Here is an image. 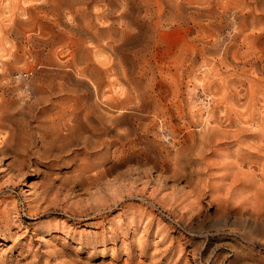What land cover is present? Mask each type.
Segmentation results:
<instances>
[{"label":"rangeland","instance_id":"1","mask_svg":"<svg viewBox=\"0 0 264 264\" xmlns=\"http://www.w3.org/2000/svg\"><path fill=\"white\" fill-rule=\"evenodd\" d=\"M64 84L129 139L68 134ZM0 118V264H264V0H0Z\"/></svg>","mask_w":264,"mask_h":264},{"label":"bare ground","instance_id":"2","mask_svg":"<svg viewBox=\"0 0 264 264\" xmlns=\"http://www.w3.org/2000/svg\"><path fill=\"white\" fill-rule=\"evenodd\" d=\"M76 28V27H75ZM79 29H80V27H79ZM114 72V71H113ZM68 74V73H67ZM63 74H61L60 76H62ZM66 75V74H65ZM69 77V76H68ZM128 83V82H127ZM62 84V83H61ZM79 85V84H78ZM59 87H56L55 86V88H53L54 86H51L52 88H50L53 92L54 91H56L57 93H59V94H65V95H67V94H72V95H77V96H75L77 99H78V101H79V106L77 107V108H74L73 110H71V111H66V116L68 117V119L66 118V120L67 121H65V122H67V123H65L64 125H61V126H63V127H65V130L66 131H68L69 133L68 134H70V133H72V132H78V135H79V138H83V140H84V142L85 143H88L89 145H93V147L95 146V147H97V146H101L102 148L104 147V148H106L108 145H110L111 143L106 139V136H111V135H109L108 133H110V132H112V133H114V135H113V138H115V141L116 142H119L120 144H121V146L123 145V143H124V141L125 140H127V139H129V137H130V135H131V132L129 131V128H128V130H126L125 129V133H122L121 131H119L118 129H119V127L120 126H122L123 125V123L125 122V120H126V116H127V114L129 113V111L127 110V109H125L124 108V111H121V112H119L118 113V111H119V109L120 108H122L123 106H122V104H115V105H113L112 103H110L109 101H107L106 99H105V94H104V92L102 91V89L100 88V87H98V86H93V87H91V86H86L84 89H79V88H77V87H73V88H71V87H69V86H67V85H58ZM48 88V89H49ZM128 93L129 92H131L132 90H134L133 88H131V87H129L128 89ZM49 92V91H48ZM52 92V93H53ZM134 92V91H133ZM50 93H51V91H50ZM55 93V92H54ZM94 94V95H93ZM129 99V98H128ZM128 99H126V100H128ZM77 101V100H76ZM114 101V100H113ZM128 106V105H127ZM117 111V112H116ZM133 113H136V110L135 111H133L132 113L130 112V114H133ZM2 117V116H1ZM131 118V117H130ZM138 118V117H137ZM141 119V118H140ZM64 120V119H63ZM61 121V120H60ZM138 122H140V121H138ZM4 122H3V119L2 118H0V125L1 126H4V124H3ZM63 123V122H62ZM59 125H60V123H59ZM0 126V127H1ZM58 127V126H57ZM56 128V127H55ZM58 128H60L59 130H61V127L59 126ZM208 129L209 128H207V132H208ZM58 130V131H59ZM217 130H219V129H217ZM245 130V129H244ZM220 131V130H219ZM229 131V130H228ZM60 132V131H59ZM63 132V131H62ZM217 132V131H216ZM240 132H242V130L240 131ZM64 133H66V132H64ZM226 133H228V132H226ZM233 133V132H232ZM67 134V135H68ZM74 134V133H73ZM218 134H220V133H218ZM222 134V133H221ZM224 134V133H223ZM15 135V134H14ZM57 135H58V133H57ZM67 135H65V138H68L67 137ZM236 135V134H235ZM12 136V135H11ZM60 136V135H59ZM62 136H64V135H62ZM205 136V135H204ZM203 136V137H204ZM225 136V135H224ZM231 136V135H230ZM237 136V135H236ZM54 137H56V136H54ZM72 137H74V136H72ZM78 137V136H77ZM227 137V136H226ZM10 139H11V137H9ZM14 138V137H13ZM60 138V137H59ZM58 138V139H59ZM62 138V137H61ZM109 138V137H108ZM215 138H216V135H215V133L213 132L212 133V131H211V133H208L207 135H206V138L204 137V142H207V143H209V144H212L213 142H215ZM7 139V138H6ZM10 139L8 140V141H6L5 143H3L4 145L3 146H1L0 147V152L2 151L3 152V150H4V148H6V147H8V146H10L9 144H10ZM52 139H54V138H52ZM64 138H62V140H63ZM69 139V138H68ZM74 139V138H73ZM72 139V140H73ZM76 139V138H75ZM202 139V138H201ZM78 140H80V139H78ZM12 141V140H11ZM56 141H61V139L60 140H57L56 139ZM64 141H65V139H64ZM69 141V140H68ZM67 141V142H68ZM71 141V140H70ZM77 141V140H76ZM55 142V141H54ZM72 142V141H71ZM81 143H82V140L80 141ZM12 144H13V142H11ZM55 143H57V142H55ZM61 143V142H60ZM64 143V142H63ZM73 143V142H72ZM72 143H70V144H72ZM77 143H79V142H77ZM12 144H11V146H12ZM59 144V143H58ZM64 144H66V143H64ZM70 144H68V145H70ZM198 144V143H197ZM201 144H202V142H201ZM208 144V145H209ZM1 145H2V143H1ZM22 145H23V143H22ZM52 145V144H51ZM68 145H66V146H68ZM86 145V144H85ZM84 145V146H85ZM202 146H203V144H202ZM202 146H201V148H202ZM52 147V146H51ZM87 147H88V145H87ZM92 146H91V148H93ZM99 147H97V148H99ZM206 147V146H205ZM257 147V146H256ZM258 147H260V146H258ZM85 148H86V146H85ZM249 148V147H248ZM20 149V148H19ZM61 149H62V147H61ZM94 149H96V148H94ZM107 149V148H106ZM257 149V148H256ZM16 150H18V148L16 149ZM21 151H23L24 153H25V151L22 149ZM117 151H119V152H121L122 153V151L121 150H119V149H116L113 153H112V156H114L115 155V153L117 152ZM184 151V150H183ZM207 151H208V149H207ZM45 152V151H44ZM118 155H120V154H118ZM183 155V154H182ZM125 158V157H124ZM123 158V159H124ZM126 158H128V156H126ZM119 159H120V157H119ZM148 159V158H147ZM19 160V159H18ZM116 160H117V158H116ZM122 160V159H121ZM23 162V161H22ZM21 162V163H22ZM120 161L118 160L116 163H119ZM24 163V162H23ZM103 164V163H102ZM19 165V164H18ZM21 165V164H20ZM19 165V166H20ZM101 165V164H100ZM104 165H105V163H104ZM175 166V165H174ZM173 166V167H174ZM101 167V166H100ZM108 167V166H107ZM151 167V166H150ZM177 167V166H176ZM103 167H101V169L100 170H103L102 169ZM106 168V167H105ZM180 168V167H179ZM107 170L109 169V167L108 168H106ZM173 169V168H172ZM241 169V168H240ZM86 170V169H85ZM99 170V171H100ZM149 170V169H148ZM152 170V169H151ZM154 170V172H155V169H153ZM110 171V169L108 170V172ZM150 171V170H149ZM175 171V170H174ZM240 171V170H239ZM80 172H83V171H80ZM182 172V171H181ZM241 172V171H240ZM85 173V172H84ZM150 173V172H149ZM183 173V172H182ZM243 173V172H242ZM80 174H83V173H80ZM102 174H104V171H100L99 173H98V175H96V174H94L95 176H93V174H92V176H90L89 174V176L87 177L86 175V177H87V179L89 180V181H97L98 179H99V177H101L102 176ZM84 175V174H83ZM83 175H81V176H83ZM100 175V176H99ZM132 175V174H131ZM105 176V174L103 175V177ZM249 176V175H248ZM22 177V176H21ZM157 177H159V176H157ZM107 178V177H106ZM87 179H85L84 178V180H87ZM101 179V178H100ZM103 179V178H102ZM138 179V178H137ZM135 180H136V178H135ZM148 180V179H147ZM88 181V182H89ZM103 181V180H102ZM133 181H134V178H133ZM87 182V183H88ZM159 182V181H158ZM85 183V182H84ZM96 183V182H95ZM137 183V182H136ZM200 183H201V181H200ZM205 182H203V184H204ZM236 183V182H235ZM90 184H91V182H90ZM233 184H234V182H233ZM264 184V183H263ZM262 184V185H263ZM137 185V184H136ZM146 185H148L147 184V182H145V186ZM150 185V184H149ZM148 185V186H149ZM196 185H197V183H196ZM199 185V184H198ZM232 185V184H231ZM230 185V186H231ZM258 186H260L261 184H257ZM256 185V186H257ZM261 185V186H262ZM86 186H89V185H87L86 184ZM132 186H134L133 184H132ZM131 186V187H132ZM229 186V187H230ZM128 187V186H127ZM197 187V186H196ZM202 187H204V186H202ZM264 187V186H263ZM232 188V187H231ZM261 188V187H260ZM205 189V188H204ZM90 190V189H89ZM194 190V189H193ZM199 190V189H198ZM260 190H262V189H260ZM228 191V190H227ZM233 191V190H232ZM203 192V191H202ZM205 192V191H204ZM194 193H196V191L194 192ZM190 194V193H189ZM194 195V194H193ZM196 195V200H197V202H200V201H198V199L200 200V197L202 198V196H204L203 194H201L199 191H198V193H196L195 194ZM257 195V194H256ZM244 196V195H243ZM255 196V195H254ZM263 196H264V194H263ZM173 197V196H172ZM195 198V197H194ZM244 200V199H243ZM248 201H250V203H252V199H250V200H248ZM256 202H258V201H256ZM248 203V202H247ZM195 204V203H194ZM194 204H192V206L194 205ZM200 204V203H199ZM229 204V203H228ZM197 205V204H196ZM200 206V205H199ZM255 206V205H254ZM198 208H200V207H198ZM254 208H252V210H253ZM257 209H258V207H257ZM237 210V209H236ZM255 210H256V208H255ZM224 212V211H223ZM243 212V211H242ZM248 214L250 213V212H247ZM224 214V213H223ZM246 214V213H245ZM224 216V215H223ZM227 216V215H226Z\"/></svg>","mask_w":264,"mask_h":264}]
</instances>
